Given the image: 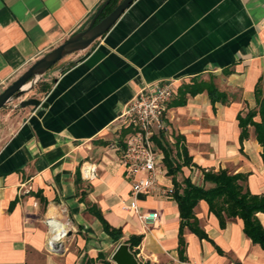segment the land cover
I'll return each mask as SVG.
<instances>
[{
	"label": "crops",
	"instance_id": "0c3cea01",
	"mask_svg": "<svg viewBox=\"0 0 264 264\" xmlns=\"http://www.w3.org/2000/svg\"><path fill=\"white\" fill-rule=\"evenodd\" d=\"M103 1L0 0V92L86 28ZM50 68L37 93L45 106L0 108V264H115L111 254L130 235L142 236L133 248L139 264H264V250L245 235L242 220L220 227L203 199L193 211L207 238L185 226L182 254L173 197L137 194L140 209L157 214L147 226L123 209L130 197L121 164L127 130L116 119L141 85L177 78L167 128L155 137L174 163L182 162V149L191 159L175 179L208 188L202 171L227 169L246 173L249 191L264 194L262 147L251 125L240 142L237 120L257 108L254 89L264 83V0H133L89 48ZM199 81L214 84L227 101L212 105L206 90L188 92ZM88 162L97 166L92 180L80 171ZM164 176L158 178L173 183ZM91 205L121 228L117 242ZM257 217L264 227V213ZM62 229L66 235L58 236Z\"/></svg>",
	"mask_w": 264,
	"mask_h": 264
},
{
	"label": "trees",
	"instance_id": "16d2710c",
	"mask_svg": "<svg viewBox=\"0 0 264 264\" xmlns=\"http://www.w3.org/2000/svg\"><path fill=\"white\" fill-rule=\"evenodd\" d=\"M117 2L118 0H110L100 13L97 21L109 13L117 5ZM187 90L190 93L206 90L212 105L215 101H227L226 94L220 92L211 82L199 81L198 84L188 87ZM254 93L257 108L249 109L244 115L241 113L237 115L238 126L240 128L239 140L242 142L248 136V126H253L256 140L262 147L261 155L264 159V83H261V79L256 84ZM257 114L259 115L258 121L254 120V116ZM156 141L164 152L167 173L172 176L173 198L177 202L180 218L178 235L179 253H183L185 246L182 236V230L185 226L198 237L207 238L206 233L199 226L193 211L201 199L207 202L208 210L217 217L220 227H223L228 219L240 218L243 222V232L245 235L252 242L259 244L264 250V227L257 217L258 212L264 213V194H253L249 191L245 184L247 174L241 172L229 173L227 169H219L218 171L203 170V180L213 184L208 188L193 183L189 177H185L179 182L175 179V174L180 170L181 165L189 164L191 159L182 149V162L179 164L174 163L170 159L169 149L163 146L158 139ZM89 209L100 220L104 231L110 236L112 241L117 242L122 237L121 228L112 227L103 218L95 205H91ZM141 239V235H130L125 240V243H128L130 249L133 251V248L140 243ZM133 253L135 254V250Z\"/></svg>",
	"mask_w": 264,
	"mask_h": 264
},
{
	"label": "built area",
	"instance_id": "2783aa9c",
	"mask_svg": "<svg viewBox=\"0 0 264 264\" xmlns=\"http://www.w3.org/2000/svg\"><path fill=\"white\" fill-rule=\"evenodd\" d=\"M177 87V78L144 83L123 104L116 118L120 121V127L127 130L121 164L130 182V197L122 207L133 210L145 226L151 224L157 214L153 210L140 209L137 194L152 193L156 197L170 198L174 193L171 180L166 182L158 178L159 175L167 176V170L163 166L164 154L156 147L155 137H160L167 128L166 107L176 94ZM96 169L92 162L83 163L81 175L86 180H92L96 176ZM57 233L58 236L66 235L63 229Z\"/></svg>",
	"mask_w": 264,
	"mask_h": 264
},
{
	"label": "water",
	"instance_id": "95a60500",
	"mask_svg": "<svg viewBox=\"0 0 264 264\" xmlns=\"http://www.w3.org/2000/svg\"><path fill=\"white\" fill-rule=\"evenodd\" d=\"M110 0H104L97 11L92 16L88 26L70 35L65 41L52 48L50 51L42 55L34 61L22 74L0 92V108L6 103L12 101L25 91L22 87L26 83H30L29 89L47 72V70L57 61L72 53L89 48L92 43L102 36L115 23L124 10L132 3L133 0H120L119 3L104 17L97 21L100 13ZM19 105L39 106L46 104L40 99L30 97L22 99ZM111 260L115 264H139V261L129 244L120 242L113 253Z\"/></svg>",
	"mask_w": 264,
	"mask_h": 264
},
{
	"label": "rangeland",
	"instance_id": "374dc122",
	"mask_svg": "<svg viewBox=\"0 0 264 264\" xmlns=\"http://www.w3.org/2000/svg\"><path fill=\"white\" fill-rule=\"evenodd\" d=\"M49 69H51V68H49ZM41 79H42V77L32 86L31 89L23 92L18 97L14 98L12 101L6 103L4 105V110H5L4 112L10 111L12 105L16 104L17 106H19V104H17L18 100L27 99L30 97L37 98V93L39 92V90H41V84L43 83V82H41L42 81ZM31 90H32V92H30ZM13 115H15V114H13ZM119 242H122V238L119 240Z\"/></svg>",
	"mask_w": 264,
	"mask_h": 264
},
{
	"label": "bare ground",
	"instance_id": "6f19581e",
	"mask_svg": "<svg viewBox=\"0 0 264 264\" xmlns=\"http://www.w3.org/2000/svg\"><path fill=\"white\" fill-rule=\"evenodd\" d=\"M29 86H30V83H26V84L22 87V89H24V90H29Z\"/></svg>",
	"mask_w": 264,
	"mask_h": 264
}]
</instances>
